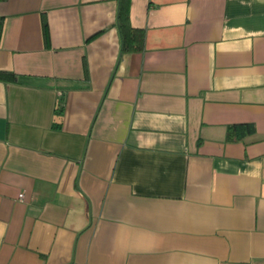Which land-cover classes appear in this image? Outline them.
Returning <instances> with one entry per match:
<instances>
[{"label": "crops", "instance_id": "0c3cea01", "mask_svg": "<svg viewBox=\"0 0 264 264\" xmlns=\"http://www.w3.org/2000/svg\"><path fill=\"white\" fill-rule=\"evenodd\" d=\"M117 9L0 0V264H264V0Z\"/></svg>", "mask_w": 264, "mask_h": 264}, {"label": "trees", "instance_id": "16d2710c", "mask_svg": "<svg viewBox=\"0 0 264 264\" xmlns=\"http://www.w3.org/2000/svg\"><path fill=\"white\" fill-rule=\"evenodd\" d=\"M128 10H129V0H118L117 25L121 36L122 49L140 50L143 44L144 33L141 29L133 28L130 25ZM6 76H10V78L14 77V75L10 73L0 72V78L4 79V77ZM230 128H231V131L229 130L230 134H234L237 136H240L238 130L242 128H243V130L241 131L242 134L251 133L254 131V128L247 124L231 125Z\"/></svg>", "mask_w": 264, "mask_h": 264}, {"label": "built area", "instance_id": "2783aa9c", "mask_svg": "<svg viewBox=\"0 0 264 264\" xmlns=\"http://www.w3.org/2000/svg\"><path fill=\"white\" fill-rule=\"evenodd\" d=\"M19 197L21 198L22 197V194H19Z\"/></svg>", "mask_w": 264, "mask_h": 264}]
</instances>
